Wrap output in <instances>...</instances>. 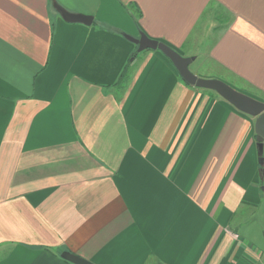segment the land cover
Wrapping results in <instances>:
<instances>
[{
	"label": "crops",
	"instance_id": "crops-1",
	"mask_svg": "<svg viewBox=\"0 0 264 264\" xmlns=\"http://www.w3.org/2000/svg\"><path fill=\"white\" fill-rule=\"evenodd\" d=\"M141 33L264 102V0H0V264H264L256 119Z\"/></svg>",
	"mask_w": 264,
	"mask_h": 264
},
{
	"label": "water",
	"instance_id": "water-1",
	"mask_svg": "<svg viewBox=\"0 0 264 264\" xmlns=\"http://www.w3.org/2000/svg\"><path fill=\"white\" fill-rule=\"evenodd\" d=\"M54 6L58 14L68 23H80L87 26H90L93 23L94 19L92 16L69 12L56 3ZM124 36L129 41L138 45L139 52L151 49L163 53L174 64L181 78L188 85L198 89L215 91L223 99L232 104L237 110L255 118L257 149L260 155V173L261 176H264V102L238 91L225 81L218 79H203L198 77L190 70V66L195 61V57H184L168 45L150 39L143 33L140 34L139 38H134L128 34H124ZM61 257L72 264H93L91 261L68 251L63 252Z\"/></svg>",
	"mask_w": 264,
	"mask_h": 264
},
{
	"label": "rangeland",
	"instance_id": "rangeland-1",
	"mask_svg": "<svg viewBox=\"0 0 264 264\" xmlns=\"http://www.w3.org/2000/svg\"><path fill=\"white\" fill-rule=\"evenodd\" d=\"M203 59H205V58H203ZM201 62V60L200 59H198L197 61H195L194 62V64H192L191 66H190V70L192 71V73H194L195 75H197L196 73L198 72V70H197V65L199 64ZM200 71V73H202V74H198L197 76L198 77H200V78H203V79H216V78H210V77H213V75H215V74H217V70H215V71H213L211 74L210 73H208V72H204L203 70H199ZM215 73V74H214ZM218 79V78H217ZM218 80H220V79H218ZM234 87H238V88H242V86H241V84H240V82L239 83H236V82H234ZM235 88V89H236ZM242 89H244L245 91H249V89H247V88H242ZM239 91V90H238ZM240 92H242V91H240ZM244 93V92H243ZM246 94V93H245ZM247 95H251V94H247ZM252 97V96H251ZM258 150V149H257ZM263 156H264V153H263ZM258 163H259V159H258ZM259 166H260V164H259ZM261 169V168H260ZM259 173H260V170H259ZM261 174V173H260ZM263 186H264V182H263ZM264 193V192H263ZM239 215H241V212L239 213ZM255 215H258L257 217L256 216H254V217H252V218H250V219H248V223H247V225H248V227H250V230H248L247 231V235H249V237H258V234L257 233H259V231H261V227L262 226H264V200H263V207H261V209L259 208V211L257 212V213H255ZM242 236H244V235H242ZM245 239H247V237L245 238Z\"/></svg>",
	"mask_w": 264,
	"mask_h": 264
},
{
	"label": "trees",
	"instance_id": "trees-1",
	"mask_svg": "<svg viewBox=\"0 0 264 264\" xmlns=\"http://www.w3.org/2000/svg\"><path fill=\"white\" fill-rule=\"evenodd\" d=\"M66 261V260H65ZM66 262H68V261H66ZM68 263H70V262H68ZM70 264H72V263H70Z\"/></svg>",
	"mask_w": 264,
	"mask_h": 264
}]
</instances>
